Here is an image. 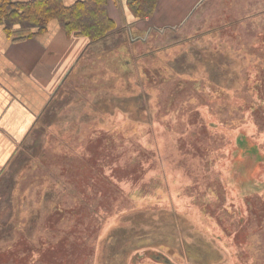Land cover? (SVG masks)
Wrapping results in <instances>:
<instances>
[{
	"label": "rangeland",
	"instance_id": "rangeland-1",
	"mask_svg": "<svg viewBox=\"0 0 264 264\" xmlns=\"http://www.w3.org/2000/svg\"><path fill=\"white\" fill-rule=\"evenodd\" d=\"M227 1L173 0L156 21L118 20L106 79L42 120L27 142L37 149L9 167L6 187L17 189L0 192V264L52 245L56 235L41 230L60 221L59 199L79 208L44 264H167L159 254L170 264H264V183L242 172L247 159L225 168L239 163L229 183L246 195L220 177L227 140L264 127V86L253 82L264 81V62L244 49L264 31V0H235L241 10ZM231 18L241 20L235 39ZM254 183L262 193L248 192Z\"/></svg>",
	"mask_w": 264,
	"mask_h": 264
},
{
	"label": "crops",
	"instance_id": "crops-1",
	"mask_svg": "<svg viewBox=\"0 0 264 264\" xmlns=\"http://www.w3.org/2000/svg\"><path fill=\"white\" fill-rule=\"evenodd\" d=\"M127 1L108 0V11L117 29L118 20L125 21L124 28L139 24L130 14ZM172 3L173 0H159L154 14ZM152 17L145 20L156 21ZM9 28L6 23L0 24V192L16 191L15 185L6 187L9 167L20 164L25 150L33 146L27 144L29 140L38 141L42 120L59 110H70L72 105L65 106V102L74 103L79 95L86 97L91 87L106 79L105 67L111 61L113 46L111 36L117 30L93 42L86 37L69 36L59 21L53 20L41 36L16 41L9 35ZM86 78V82H81ZM79 86L84 88L80 91ZM35 148L36 144L32 149Z\"/></svg>",
	"mask_w": 264,
	"mask_h": 264
},
{
	"label": "trees",
	"instance_id": "trees-1",
	"mask_svg": "<svg viewBox=\"0 0 264 264\" xmlns=\"http://www.w3.org/2000/svg\"><path fill=\"white\" fill-rule=\"evenodd\" d=\"M158 3L159 0H128L127 6L133 18L141 21L154 15ZM53 20H58L69 36L86 37L93 42L117 29L108 11V0H0V24L10 26L9 35L16 41L41 36ZM240 23L237 20L231 25L239 27ZM43 227L48 228L46 221Z\"/></svg>",
	"mask_w": 264,
	"mask_h": 264
},
{
	"label": "flooded vegetation",
	"instance_id": "flooded-vegetation-1",
	"mask_svg": "<svg viewBox=\"0 0 264 264\" xmlns=\"http://www.w3.org/2000/svg\"><path fill=\"white\" fill-rule=\"evenodd\" d=\"M234 1L235 0H229L227 2L228 3L232 2V4L234 6H236L237 9L241 10L242 5H240L239 2L234 3ZM222 14H224V13H222ZM231 19L233 21V18H231ZM235 20L237 21L238 18H235ZM238 28H240V27L237 26L236 30L234 29L233 31L228 30L226 32V34L230 35V37L232 39L238 38L241 35V31H240V29L238 31ZM212 31H214V30H212ZM218 31H220V30H218ZM207 32H211V28H210V30H207ZM253 32L255 35L254 38H256V40H253L252 43H250L247 46V48L245 47L244 49L247 50L248 53L254 54L256 56L257 60L264 62V42H263V44H261V41L259 40V38L261 36H264V31L261 30V31L255 32L253 30ZM220 34L222 35L223 33H220ZM200 35H204V32L202 34H198L197 36H200ZM228 44H229V46H231V43L228 42ZM253 82L255 85L260 84V87L264 86V81L261 78H257ZM221 93H223V92H221ZM241 131H242V129L235 135V137L233 135L234 139L232 140V142L233 143L235 142L234 143L235 147L233 146V143L230 140H227V144L225 146V153L227 151V157L230 158V161L226 162V160L229 159L226 157L224 159V161L222 162V166L220 168L221 180H222L223 184L225 186H227V188H230L231 192H234V193H232V195L234 197H238L240 195L244 196L246 194L243 195V194H241V192L244 193L248 190V189H246L247 186H243V188H245V189L242 190L240 187H232L231 184L229 183V177L233 173L234 168L236 166H238L239 163L235 164L233 166V169L228 168L225 171V168L229 167L230 163L235 161L236 159L242 160V161H244V159H247L249 162V167L242 168V172L244 173V171L250 170V176L252 174V177L258 183H264V179L262 181H260L262 178H264V176L262 175V173L264 172V148H263L264 141H261L259 143H257V141H256L258 134H260L264 138V127H260L257 125V130L254 134H252V133L250 134V133H246V132L241 133ZM225 132L227 133V135H226L227 137L229 136V134H231L229 131H225ZM154 149H156L158 152L159 147L154 146ZM221 151L223 152V150H221ZM239 158H242V159H239ZM254 187L256 188V190L249 188L248 192H250V191L258 192V193L263 192L262 191L263 188L262 187L260 188V186L258 184L254 183ZM87 192H92V188H88ZM86 197H87V199H89L88 202L91 203V206H92V204H94V202H95V197L92 196V198H91V196L88 194L86 195ZM261 199H262V202H264V196ZM71 200L74 201L73 198H71ZM64 202H65L64 199H63V201H61L59 199L58 203H57L58 205H56L57 212L60 210V213H58L60 215V221H57V222L51 221V223H48L49 225L47 224L48 228H46V229H51L50 230L51 233H48V234L49 235L50 234L56 235V237H55L56 240H54V242L51 243L52 247L49 245L44 246V245H46V243H44L43 246L41 247V250L37 251V249H31L30 248V250L28 251L27 257L25 259L21 260V261H24V264H44L47 261L46 260V254L48 256H55V254L57 253V251L55 250L56 248L55 247L53 248V245L60 243V251H61L62 246H64L66 244L64 242L65 239H63L64 236H62V235L60 236L57 234L59 233V231L64 233L63 227L66 228V227L70 226V225L65 226V224H68L67 223L68 221L74 222L73 214L78 210L79 206H78V203H76V206L69 205V206H67V207H69L67 210V208L63 205ZM243 202L244 201H242V203ZM253 209H254L255 213H258V214L260 213L259 211H261V212L263 211V210H260L259 207H257L256 205H253ZM251 210L252 209H250V211ZM255 218H256V215L252 219H255ZM49 219H50V217H49ZM248 221H249V219L247 218L244 222L246 223ZM244 222L242 221V223H244ZM250 222L252 225L254 220H250ZM56 223H59V225L57 226ZM51 224H53V225H51ZM239 224H240V222H239ZM72 226H74V225L72 224ZM42 232H43V229H42ZM23 248H25L24 245H23L22 249ZM95 255H97V254H95ZM92 256H93V254H92ZM91 257H87L86 260L90 259ZM91 260L93 261V264H95V262H94L95 259L91 258Z\"/></svg>",
	"mask_w": 264,
	"mask_h": 264
},
{
	"label": "water",
	"instance_id": "water-1",
	"mask_svg": "<svg viewBox=\"0 0 264 264\" xmlns=\"http://www.w3.org/2000/svg\"><path fill=\"white\" fill-rule=\"evenodd\" d=\"M154 258L157 260V261H159V262H161V263H169V260L165 257V256H162V255H158L157 257H155L154 256ZM171 262V261H170ZM170 264V263H169Z\"/></svg>",
	"mask_w": 264,
	"mask_h": 264
}]
</instances>
